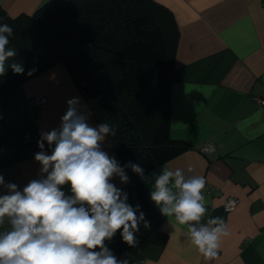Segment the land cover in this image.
<instances>
[{"label": "crops", "instance_id": "obj_1", "mask_svg": "<svg viewBox=\"0 0 264 264\" xmlns=\"http://www.w3.org/2000/svg\"><path fill=\"white\" fill-rule=\"evenodd\" d=\"M47 1L0 0V5L13 17L31 14ZM155 1L172 11L179 31L170 83V136L190 147L145 174L166 165L186 176H204L208 212L203 222L223 217L230 235L222 239L218 257L206 260L186 237V226L174 220L168 225L156 207L167 239L130 253V264H264V105L253 98L264 88V0ZM36 95L46 102L35 105ZM73 97L85 106L81 111L88 123L98 125L63 63L8 92L0 118V174L6 181L22 188L37 178L40 165L34 153L40 151V132L59 126ZM206 143L211 152L200 151ZM45 149L50 154L47 142ZM103 150L120 162L107 138ZM113 182L124 185L118 178ZM142 183L149 195L151 184ZM64 191L71 194L68 185ZM229 196L239 202L225 211Z\"/></svg>", "mask_w": 264, "mask_h": 264}, {"label": "clouds", "instance_id": "obj_2", "mask_svg": "<svg viewBox=\"0 0 264 264\" xmlns=\"http://www.w3.org/2000/svg\"><path fill=\"white\" fill-rule=\"evenodd\" d=\"M13 35V28L0 22V76L8 68L17 75L25 72L19 62L6 66L17 55L9 47ZM66 103L59 126L40 132V151L34 153L40 165L37 178L21 188L0 174V264H130V253L118 258L106 243L119 231L124 243L136 247L140 225L151 227L141 205L128 203V193L113 182L118 178L128 184V169L151 184L150 200L168 225L174 220L186 226L185 235L197 251L206 260L217 258L222 239L230 232L223 217L203 222L208 212L206 178L186 176L182 169L166 165L149 175L139 162L122 165L103 150L116 129L108 123L90 125L79 97ZM65 185L71 194H66Z\"/></svg>", "mask_w": 264, "mask_h": 264}, {"label": "trees", "instance_id": "obj_3", "mask_svg": "<svg viewBox=\"0 0 264 264\" xmlns=\"http://www.w3.org/2000/svg\"><path fill=\"white\" fill-rule=\"evenodd\" d=\"M0 22L14 31L10 48L24 74L8 68L0 76V118L8 92L63 63L94 118L116 129L107 138L120 162H139L145 173L190 147L170 136L169 95L179 31L174 15L155 0H51L31 14L10 16L0 5ZM36 71L29 76L30 69ZM120 186L128 203L141 205L151 227L140 225L138 245L130 248L119 231L109 247L116 256L148 244L163 245L162 217L141 179L130 169Z\"/></svg>", "mask_w": 264, "mask_h": 264}, {"label": "built area", "instance_id": "obj_4", "mask_svg": "<svg viewBox=\"0 0 264 264\" xmlns=\"http://www.w3.org/2000/svg\"><path fill=\"white\" fill-rule=\"evenodd\" d=\"M257 104L264 105V88L262 92L259 95H256L253 97ZM46 102V98L43 95H36L33 99V103L35 105H41ZM205 149H208V151H205ZM213 150V147L211 143H206L200 147L201 152H211ZM239 202V198L237 196H229L223 203V209L225 211H231L233 210L237 203Z\"/></svg>", "mask_w": 264, "mask_h": 264}]
</instances>
